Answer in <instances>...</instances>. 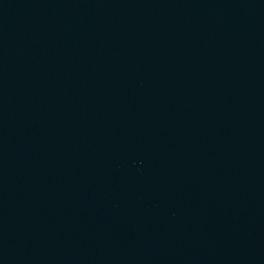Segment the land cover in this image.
I'll return each mask as SVG.
<instances>
[{
	"label": "water",
	"instance_id": "water-1",
	"mask_svg": "<svg viewBox=\"0 0 264 264\" xmlns=\"http://www.w3.org/2000/svg\"><path fill=\"white\" fill-rule=\"evenodd\" d=\"M0 264H264V0H0Z\"/></svg>",
	"mask_w": 264,
	"mask_h": 264
}]
</instances>
